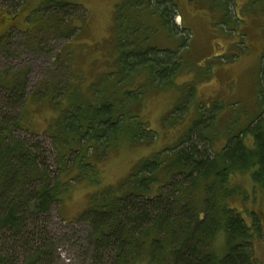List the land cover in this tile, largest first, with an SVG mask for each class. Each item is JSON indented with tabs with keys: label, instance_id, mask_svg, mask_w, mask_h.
<instances>
[{
	"label": "trees",
	"instance_id": "1",
	"mask_svg": "<svg viewBox=\"0 0 264 264\" xmlns=\"http://www.w3.org/2000/svg\"><path fill=\"white\" fill-rule=\"evenodd\" d=\"M211 2L220 9L233 6L234 0ZM3 3L14 10L23 8L28 0H3ZM71 7L79 8L65 0H43L39 12L47 27L29 29L25 34L47 31L54 34L57 28L60 35L67 39L75 38L81 25H68L76 17L81 19V15L67 20L66 12ZM133 9L125 13L129 25L121 34H117L116 29L120 26V14L115 15L113 29L118 51L113 62L115 68L100 75L99 83L95 82L90 89L89 99L81 101L83 90L73 85L71 75H65L69 80L65 90L60 87L59 81L52 83L48 78L44 87L29 95L25 101H55L57 113L45 134L52 139L57 151V178L51 177L42 143L18 139L13 132L14 128L28 129L24 119L25 103L18 116L1 119L0 264H55L59 246L51 235L47 219L53 207L63 203L70 184L77 180L78 177L71 173L73 168L78 167L79 179L99 183L100 169L93 159L105 158L107 150L116 147L122 139L151 142L155 138V132L147 130L143 123L137 129L130 126L139 117L138 111L143 109L141 100L130 101L132 91H136V100L141 93L143 97L146 89L143 85L139 86L141 92L138 94L137 89L132 86L130 89L129 86L136 71L147 69L152 75L156 67L165 65V58L152 55V48L140 51L138 44L143 41L139 38V43L131 42L129 35L135 32ZM172 9L169 7L167 11L168 24ZM228 12L231 10L228 9ZM178 16L182 17L179 13ZM12 17L15 18L14 15ZM55 18L59 21L56 25ZM182 29L188 42L190 33L183 23ZM6 34L9 38L2 36L0 40L9 43L12 34ZM166 64L174 67L176 61L169 57ZM66 65L67 59L64 64L56 61L52 67L59 69ZM20 75V72L12 76L1 73L0 87L14 92L15 99L25 100L23 88L26 83H21ZM47 77H53L52 72H48ZM99 84L100 88H97ZM113 87L116 88L111 90ZM260 96L263 107L264 90H260ZM18 102L23 101H14ZM247 132L254 138V146H248L244 138L246 133L242 132L230 138L222 151H212V156L207 153L209 149L200 150L193 141L194 134H189L175 147L144 159L137 172L119 185H109L92 193L89 208L76 220L88 226L78 232L79 237L76 238L80 242L79 251L85 252V262L264 264L253 251L256 236L263 232L264 212L238 208L233 204V198L241 191L228 186L231 176L250 173L255 190L264 195V107ZM203 140L206 138L199 134V142ZM90 148L94 150L93 154L88 153ZM75 152L77 155L73 167H70L69 161ZM92 155L94 157L90 159ZM169 159L171 162L166 165ZM164 166L171 175L164 185L170 188L167 195L161 190L162 185L153 190L159 182L158 173ZM177 176L184 180L178 181ZM221 236H224V243L218 248ZM8 238L14 240L19 249L17 254L16 249L14 254L6 249L4 239ZM20 251L23 257H20Z\"/></svg>",
	"mask_w": 264,
	"mask_h": 264
},
{
	"label": "rangeland",
	"instance_id": "2",
	"mask_svg": "<svg viewBox=\"0 0 264 264\" xmlns=\"http://www.w3.org/2000/svg\"><path fill=\"white\" fill-rule=\"evenodd\" d=\"M42 1L28 0L23 8L10 10L0 0V34H12L9 43L0 40V78L1 73L12 76L20 72L21 83H26L23 88L25 100L15 99L14 92L0 87V123L2 118L18 116L27 97L43 88L48 78L52 83L59 81L65 90L69 82L65 75H71L73 85L85 94H80V100L89 99L90 89L100 80V75L115 68L113 62L118 55L113 29L115 15L120 14V26L116 29L117 34H121L129 25L125 13L132 12V7L135 9L131 13L135 34L130 33L131 42L139 38L144 42L138 44L140 51L152 48V55L165 58V65L156 67L152 75L147 69L136 71L129 86L137 89L138 94L141 92L139 86L146 89L143 97L141 93L136 100V91L130 94L133 98L130 101L143 102L139 117L130 126L137 129L143 123L147 130L155 132V138L151 142L122 139L116 147L107 150L105 158L93 159L100 169L99 183L79 179V170L75 166L71 173L78 177L77 180L70 184L63 203L56 204L48 215L49 230L59 246L55 264H89L85 262V252L79 251L80 242L76 240L78 232L88 226L76 220L89 208L92 193L109 185H119L137 172L144 159L175 147L192 133L200 150L209 149V156L222 151L230 138L242 132L246 133L244 138L248 146H254V138L247 129L264 107L260 102V90H264V0H234L233 6L220 9L211 0H65L79 6L68 8L67 20L81 15V19L76 17L68 25H81L72 40L60 35L55 26L54 34L49 31L25 34L29 29L47 27L39 12ZM169 7L174 9L168 24ZM13 15L15 18L11 19ZM54 21L55 25L59 22L58 18ZM182 23L190 33L188 42ZM3 35L5 39L9 38L8 34ZM138 56L141 55L138 53ZM169 57L176 61L174 67L167 66ZM65 59L66 67H52L56 61L64 64ZM48 72H52L53 77H47ZM52 102H26L24 119L28 129L14 128L13 132L18 139L42 143L49 172L55 179L59 176L57 151L52 139L45 134L57 113L55 101ZM199 134L206 140L199 142ZM88 153L93 154L94 150L90 148ZM76 155V152L72 155L70 167H73ZM170 162L167 160L166 165ZM166 168L164 166L159 171V182L153 190L162 185L161 190L167 195L170 188L164 185L171 175ZM177 180L184 179L177 176ZM228 186L241 191L233 198V204L238 208L264 212V195L255 190L250 173L231 176ZM247 218L251 221L249 215ZM14 243V240L4 239L6 249L12 254L16 249L17 254L19 249ZM223 243L224 236H221L217 247ZM253 251L264 263V228L254 240ZM19 255L23 257L21 251Z\"/></svg>",
	"mask_w": 264,
	"mask_h": 264
},
{
	"label": "flooded vegetation",
	"instance_id": "3",
	"mask_svg": "<svg viewBox=\"0 0 264 264\" xmlns=\"http://www.w3.org/2000/svg\"><path fill=\"white\" fill-rule=\"evenodd\" d=\"M11 19H13V17H11ZM5 33H6V32H4V33L0 34V37L4 36L3 34H5Z\"/></svg>",
	"mask_w": 264,
	"mask_h": 264
}]
</instances>
